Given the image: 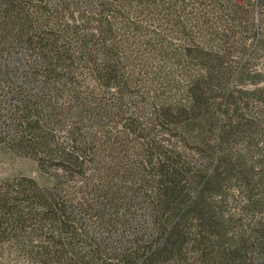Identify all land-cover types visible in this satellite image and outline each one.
Returning a JSON list of instances; mask_svg holds the SVG:
<instances>
[{
  "label": "trees",
  "instance_id": "16d2710c",
  "mask_svg": "<svg viewBox=\"0 0 264 264\" xmlns=\"http://www.w3.org/2000/svg\"><path fill=\"white\" fill-rule=\"evenodd\" d=\"M0 168V263L264 264V0H0Z\"/></svg>",
  "mask_w": 264,
  "mask_h": 264
},
{
  "label": "rangeland",
  "instance_id": "374dc122",
  "mask_svg": "<svg viewBox=\"0 0 264 264\" xmlns=\"http://www.w3.org/2000/svg\"><path fill=\"white\" fill-rule=\"evenodd\" d=\"M15 63H16V64H22V63H23V58H21V57L19 56V57L15 60ZM14 165L17 166V169H18V168H22L21 166H24V165H21V164L18 163V162H15ZM2 168H5V167L3 166ZM2 168H0V172H1V173L4 172ZM1 173H0V174H1ZM12 262H14V261H12ZM12 262H11L10 264H12ZM0 264H6V263H2V262H1ZM18 264H22V263L19 262Z\"/></svg>",
  "mask_w": 264,
  "mask_h": 264
}]
</instances>
